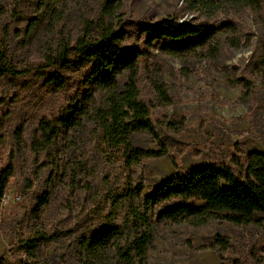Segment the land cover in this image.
Returning a JSON list of instances; mask_svg holds the SVG:
<instances>
[{
    "label": "rangeland",
    "instance_id": "1",
    "mask_svg": "<svg viewBox=\"0 0 264 264\" xmlns=\"http://www.w3.org/2000/svg\"><path fill=\"white\" fill-rule=\"evenodd\" d=\"M165 18L208 26L215 35L210 46L190 55L171 54L172 42L159 43L141 67L140 97L150 108L160 146L146 133L133 140L138 149H164L162 157L127 166L123 155L104 147L88 128L64 135L57 159L37 157L26 145L17 146L16 136L30 142L38 116L61 105L69 87L52 94L41 80L0 84V169L11 163L13 170L0 202L1 258L80 264L77 232L112 222V213L120 224L127 188L140 187L145 194L176 167L233 164L249 151H264V0H0V44L4 26L19 27L8 37L10 58L15 64L40 62L61 37L75 39L104 26L130 32L139 21ZM147 66L162 92L147 79ZM40 196L48 201L36 210ZM43 232L56 235L35 250L25 248L28 238ZM146 262L264 264V222L160 223Z\"/></svg>",
    "mask_w": 264,
    "mask_h": 264
},
{
    "label": "trees",
    "instance_id": "2",
    "mask_svg": "<svg viewBox=\"0 0 264 264\" xmlns=\"http://www.w3.org/2000/svg\"><path fill=\"white\" fill-rule=\"evenodd\" d=\"M15 27L4 26L2 32L0 84L26 78L41 80L52 94L70 89L61 105L38 116L30 142H19L17 134L16 145H26L37 157L54 160L64 135L88 128L104 147L123 155L127 166L166 155L162 148L138 149L133 140L134 135L146 133L160 146L150 108L140 97L141 67H146L150 51L169 41L171 54L190 55L210 46L215 35L208 26L180 23L176 18L139 21L130 32L112 26L91 27L75 39L61 37L54 46L49 45L40 62L15 64L8 54V37L17 34L19 27ZM146 72L153 87L162 92L152 69L147 66ZM248 87L244 80V90ZM232 163L193 165L185 170L176 167L145 194L140 187L127 188L130 192L123 200L125 216L120 224L112 213V222L77 232L74 249L80 264H147V249L160 223L201 227L212 220L238 226L264 222V151H249ZM12 174L11 163L0 169V202ZM47 201L45 196L38 197L36 210ZM52 235L36 233L25 241V248L35 250ZM218 242L226 247L225 240ZM0 264L29 263H11L0 257Z\"/></svg>",
    "mask_w": 264,
    "mask_h": 264
}]
</instances>
